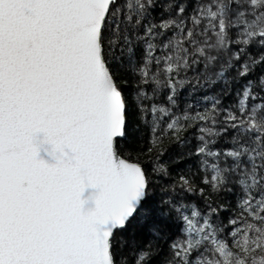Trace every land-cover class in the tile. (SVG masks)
Masks as SVG:
<instances>
[{
	"label": "snow or ice",
	"instance_id": "6c2138e0",
	"mask_svg": "<svg viewBox=\"0 0 264 264\" xmlns=\"http://www.w3.org/2000/svg\"><path fill=\"white\" fill-rule=\"evenodd\" d=\"M145 136L151 173L122 154ZM192 157L153 206L149 175ZM124 248L264 264V0H0V264H129Z\"/></svg>",
	"mask_w": 264,
	"mask_h": 264
},
{
	"label": "trees",
	"instance_id": "16d2710c",
	"mask_svg": "<svg viewBox=\"0 0 264 264\" xmlns=\"http://www.w3.org/2000/svg\"><path fill=\"white\" fill-rule=\"evenodd\" d=\"M205 93H208L207 96H205ZM212 93H218V87L214 88V89H204L202 91H197L195 96L193 97L191 94L188 93L187 90H185V92L182 94V99L183 101H193L195 103V105L197 107H203L206 104H208L209 100H211L212 98ZM232 99V97H228L227 100H225V103H228V101H230ZM192 131H195L194 129ZM145 144H144V152L141 153L138 146L136 145H129L127 147L123 148V152L122 154L124 156H132L133 158H136L137 156H139V160L140 162L143 164L144 168L146 171L151 173L152 167L153 165L151 163H148V159H149V154L146 150L147 148V136H145ZM189 139H191V133H189ZM176 153V149H172L169 153L168 156L164 157V160H170ZM195 164H196V157H192L191 159H185L182 163L179 164H175L173 163L171 166V176L165 177L163 175H156L154 173L149 175V179L151 181V191L153 193L151 199H152V203L153 206H158V207H163V205H158L159 200L163 197L165 199H170L171 196L175 195V193H168L165 194L162 189L165 187H168L171 183L172 180L175 178V175L177 172H179L180 170L184 169V170H188V169H192L194 170L195 168ZM199 182V178L197 177V183ZM187 201H190V204H186L184 200L180 201V205L185 209V214H188V209L191 207H194L198 202L199 199L196 196H188L186 197ZM222 200H224L225 202H231V197H221ZM222 215L226 216L227 213H222ZM177 231V228L175 225L172 226L171 228V232L172 234H175ZM165 251H167V246L164 245L163 246ZM121 255H126L128 256V260H129V264H131V255H129V249L128 248H124L123 252L121 253Z\"/></svg>",
	"mask_w": 264,
	"mask_h": 264
},
{
	"label": "water",
	"instance_id": "95a60500",
	"mask_svg": "<svg viewBox=\"0 0 264 264\" xmlns=\"http://www.w3.org/2000/svg\"><path fill=\"white\" fill-rule=\"evenodd\" d=\"M45 147H47V145H45ZM41 157L44 158V159H48L50 160V157L47 156V154L41 150ZM94 190H91V189H86L85 193L83 194L82 198L84 199H88L89 196L91 195V193L93 192Z\"/></svg>",
	"mask_w": 264,
	"mask_h": 264
}]
</instances>
